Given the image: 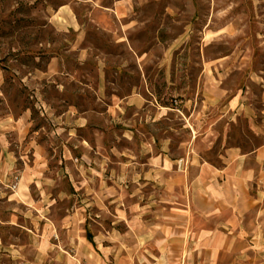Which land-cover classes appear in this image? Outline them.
<instances>
[{"label": "rangeland", "instance_id": "374dc122", "mask_svg": "<svg viewBox=\"0 0 264 264\" xmlns=\"http://www.w3.org/2000/svg\"><path fill=\"white\" fill-rule=\"evenodd\" d=\"M229 149L264 158V0H0V264H154Z\"/></svg>", "mask_w": 264, "mask_h": 264}, {"label": "crops", "instance_id": "0c3cea01", "mask_svg": "<svg viewBox=\"0 0 264 264\" xmlns=\"http://www.w3.org/2000/svg\"><path fill=\"white\" fill-rule=\"evenodd\" d=\"M256 156L248 165L229 149L223 167H215V206L172 214L150 229L147 241L159 248L154 264H264V158Z\"/></svg>", "mask_w": 264, "mask_h": 264}]
</instances>
